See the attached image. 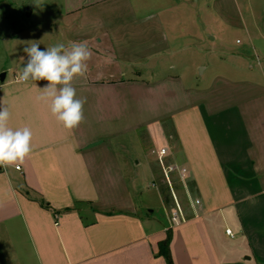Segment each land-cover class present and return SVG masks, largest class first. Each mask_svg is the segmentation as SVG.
Segmentation results:
<instances>
[{"label": "crops", "instance_id": "crops-1", "mask_svg": "<svg viewBox=\"0 0 264 264\" xmlns=\"http://www.w3.org/2000/svg\"><path fill=\"white\" fill-rule=\"evenodd\" d=\"M140 4L69 0L60 16L57 43L91 52L87 73L72 81L85 103L71 130L36 99L46 80L18 83L22 62L1 68L9 126L33 135L23 162L0 167V264H167L159 243L169 232L174 264H264V61L256 56L244 77L186 84L159 68L172 36L162 14ZM216 4L231 23L237 0ZM131 137L167 221L138 197ZM155 147L167 149L190 212H167Z\"/></svg>", "mask_w": 264, "mask_h": 264}, {"label": "rangeland", "instance_id": "rangeland-1", "mask_svg": "<svg viewBox=\"0 0 264 264\" xmlns=\"http://www.w3.org/2000/svg\"><path fill=\"white\" fill-rule=\"evenodd\" d=\"M135 1L141 3V9L162 14L172 36V51L165 58V66L159 68L162 72L182 76L186 84L207 86L218 74L244 77L252 70L250 64L256 63V56L264 61V0H237L239 6L234 8L231 23L219 13L218 0ZM68 7L69 0H0V70L13 62L26 64L24 49L31 42H38L41 50L55 45L59 40L60 16ZM166 130L172 133L169 125ZM128 140L133 146L128 153L141 160L137 176L138 197L151 204L159 219L167 221L160 206L158 189L148 174L144 149L137 138ZM171 164L168 159H163L159 165L160 176L156 178L159 189L165 190L163 197L170 196L166 202L167 212L179 207L190 212L191 198L183 191V179L177 170L168 175L165 172ZM162 176L164 182L159 180ZM227 239L226 243H231Z\"/></svg>", "mask_w": 264, "mask_h": 264}, {"label": "clouds", "instance_id": "clouds-1", "mask_svg": "<svg viewBox=\"0 0 264 264\" xmlns=\"http://www.w3.org/2000/svg\"><path fill=\"white\" fill-rule=\"evenodd\" d=\"M27 62L16 75L18 83L46 80L36 97L50 108L51 114L66 129H73L83 120L84 100L76 98L72 81L88 71L87 61L91 52L84 43H72L66 47L57 43L41 50L38 42H31L24 49ZM9 108L0 106V167L23 162L31 152L32 130L25 126L13 129L9 126Z\"/></svg>", "mask_w": 264, "mask_h": 264}, {"label": "built area", "instance_id": "built-area-1", "mask_svg": "<svg viewBox=\"0 0 264 264\" xmlns=\"http://www.w3.org/2000/svg\"><path fill=\"white\" fill-rule=\"evenodd\" d=\"M151 154L153 155H156L158 157V159L160 161H163V159L166 157V155L168 154L167 152V149L166 148H160L158 149L157 147L153 148L151 150ZM16 169H21V166L20 165H16ZM173 170H177V168L174 166V165H170L168 166L166 169H165V172L166 174L168 175L169 172L173 171ZM197 203H200V200H196ZM180 212H181V209L179 208ZM173 218L174 220L177 219V216L176 215H173ZM227 233L231 234V230L230 229H227Z\"/></svg>", "mask_w": 264, "mask_h": 264}, {"label": "trees", "instance_id": "trees-1", "mask_svg": "<svg viewBox=\"0 0 264 264\" xmlns=\"http://www.w3.org/2000/svg\"><path fill=\"white\" fill-rule=\"evenodd\" d=\"M171 238L172 236L169 232L167 238L159 243V254L165 257L167 264H174L170 251Z\"/></svg>", "mask_w": 264, "mask_h": 264}, {"label": "water", "instance_id": "water-1", "mask_svg": "<svg viewBox=\"0 0 264 264\" xmlns=\"http://www.w3.org/2000/svg\"><path fill=\"white\" fill-rule=\"evenodd\" d=\"M6 75H7V72H2L1 74H0V81H4L5 80V78H6Z\"/></svg>", "mask_w": 264, "mask_h": 264}]
</instances>
